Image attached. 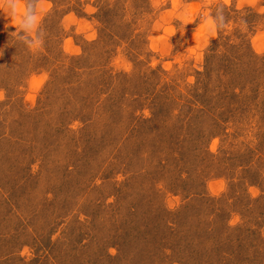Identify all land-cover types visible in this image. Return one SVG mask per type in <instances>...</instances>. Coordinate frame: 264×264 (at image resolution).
<instances>
[{
	"label": "rangeland",
	"instance_id": "obj_1",
	"mask_svg": "<svg viewBox=\"0 0 264 264\" xmlns=\"http://www.w3.org/2000/svg\"><path fill=\"white\" fill-rule=\"evenodd\" d=\"M263 242L264 0H0V264H261Z\"/></svg>",
	"mask_w": 264,
	"mask_h": 264
},
{
	"label": "clouds",
	"instance_id": "obj_2",
	"mask_svg": "<svg viewBox=\"0 0 264 264\" xmlns=\"http://www.w3.org/2000/svg\"><path fill=\"white\" fill-rule=\"evenodd\" d=\"M6 3L12 8L13 15H15L18 0H6ZM220 19L222 21L223 17H221ZM36 25L37 16L35 15V13L25 14L24 17L20 20V29L24 34L20 35L19 39L22 42L26 43L29 48L42 43V41L38 37H33L30 35L36 29Z\"/></svg>",
	"mask_w": 264,
	"mask_h": 264
},
{
	"label": "trees",
	"instance_id": "obj_3",
	"mask_svg": "<svg viewBox=\"0 0 264 264\" xmlns=\"http://www.w3.org/2000/svg\"><path fill=\"white\" fill-rule=\"evenodd\" d=\"M218 43V41L217 40H215L214 42H213V44H217ZM202 74V71H196V74ZM259 242H262L261 240H259ZM264 243V242H263ZM233 246H234V244H231L230 245V249H229V251H228V253L232 250V248H233ZM260 249H262L261 247L260 248H256V249H254V252H253V258H255V257H258L257 259L259 260V258H260V261H258L257 260V263H261V264H264L263 263V261H264V252L263 251H261ZM214 252V251H213ZM214 254V253H213ZM259 255V256H258ZM109 257V256H108Z\"/></svg>",
	"mask_w": 264,
	"mask_h": 264
}]
</instances>
